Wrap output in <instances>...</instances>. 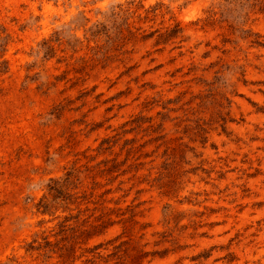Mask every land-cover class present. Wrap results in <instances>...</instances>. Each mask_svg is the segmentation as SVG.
<instances>
[{
  "label": "rangeland",
  "instance_id": "1",
  "mask_svg": "<svg viewBox=\"0 0 264 264\" xmlns=\"http://www.w3.org/2000/svg\"><path fill=\"white\" fill-rule=\"evenodd\" d=\"M0 264H264V0H0Z\"/></svg>",
  "mask_w": 264,
  "mask_h": 264
}]
</instances>
